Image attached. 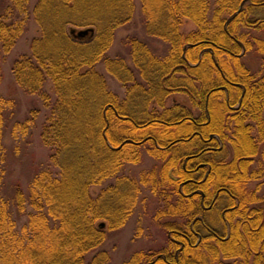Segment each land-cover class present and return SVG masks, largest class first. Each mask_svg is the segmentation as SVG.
I'll return each mask as SVG.
<instances>
[{"label":"trees","instance_id":"1","mask_svg":"<svg viewBox=\"0 0 264 264\" xmlns=\"http://www.w3.org/2000/svg\"><path fill=\"white\" fill-rule=\"evenodd\" d=\"M140 2L146 32L170 48L159 58L132 38L138 80L124 60L106 57L115 30L132 17L134 0H36L32 8L29 0H0V82L2 56L25 31L30 15L38 27L30 54L14 60L12 73L48 109L40 135L55 169L37 170L24 192L19 186L5 190V132L15 141L24 138L40 111L32 108L19 119L17 102L0 95V264H109L104 251L86 261L104 238L96 221L112 227L122 222L140 185L121 176L95 197L89 187L115 175L124 162L137 163L143 143L164 161L160 181L172 185L177 196L158 215L184 220L172 227L168 248L135 255L140 264H224L221 255L264 264V213L249 208L264 197V189L256 194L264 183V147L258 166L248 171L264 142V74L258 78L240 61L253 44L264 56V39L242 30L251 22L249 14L263 17L264 25V0ZM183 18L196 30L184 35ZM88 28L82 37L72 33ZM99 62L125 85L122 99L108 89L95 68ZM173 93L190 94L200 114L184 105L165 107ZM152 100L161 112L149 109ZM226 140L234 150L229 162ZM180 142H189L182 152L176 147ZM253 180L261 183L248 190Z\"/></svg>","mask_w":264,"mask_h":264},{"label":"rangeland","instance_id":"2","mask_svg":"<svg viewBox=\"0 0 264 264\" xmlns=\"http://www.w3.org/2000/svg\"><path fill=\"white\" fill-rule=\"evenodd\" d=\"M35 2L36 0H29L30 8L33 7ZM211 8H214V4H211ZM247 17L251 22L246 23L242 30L254 39H264L263 17L260 18L254 14H249ZM145 20L140 0H134L131 19L117 27L114 40L106 52L107 58L119 57L124 60L129 67L133 69V73L138 80H140V76L130 55L131 39L133 38V40L145 44L147 48L159 58H163L170 48L167 41L146 32ZM195 30L196 25L191 19H182L180 31L184 35ZM38 34L39 31L37 24L30 15L26 22L25 31L16 40L14 46L2 56L1 60L2 78L0 82V95L12 97L15 102H17L15 116L19 119L25 118V116L29 114V110L32 108L40 111L37 115L36 123L30 127L24 138L15 141L10 136L9 130H6L5 132L6 191L13 186H19L23 192L26 191L27 185L31 182L32 176L39 169L48 167L55 171L53 167L48 165H52L49 159L50 150L45 144H43L40 135L41 125L48 109L43 105V100L40 95L37 93L31 94L25 92L17 84L12 73L14 60L23 54H30L31 40ZM255 48L256 46L253 44L251 49L243 51V55H240V61L250 70V72L255 73L258 75V78H261L264 74V56L261 52L256 51ZM95 68L103 74L108 89L122 99L126 92L125 85H122L120 81L108 73L103 62L97 63ZM175 76L180 75L175 73ZM196 85L199 86V82H196ZM45 87L47 92L52 93L50 82H47ZM191 100L192 97L190 94L187 97L182 93H173L166 98L164 105L165 107H170L174 104L184 105L187 108L192 109L194 116L199 115L200 110L192 105ZM149 109L157 112L163 110V108L159 107L156 101L153 100L149 104ZM250 124L254 125V122L250 121ZM7 126H9V124H7ZM253 132L256 134V130ZM188 144L189 142H180L176 147L180 148L182 152ZM150 147L151 145L143 143L142 146H140L141 155L137 163L124 162L115 175L109 176L98 184L90 185L89 192L92 197H95L102 191V189L104 190L110 184L115 183L118 177L128 176L129 178H132V180L134 179L137 181L138 185H140V193L138 194L134 207H132L126 218H124L122 222H119L118 225L112 227L109 226V223L106 220L99 219L96 221V224L99 226H101L102 223L100 228L104 231V238L102 243L96 249L87 253L86 261H88L96 251H104L108 255L109 264H140L142 263L140 262L141 260L136 259L137 257H135V255L147 252L155 253L164 248H168L172 227L182 224L184 218L179 215H158L161 214V211H165L169 208L170 202L176 203L177 196L171 190L173 188L172 185L160 181L158 172L164 161L152 156L148 152ZM263 147L264 142L260 143L259 150L252 158L248 171L258 166L257 163L261 159V151ZM190 148L196 150L197 146L193 145L190 146ZM233 152L234 150L231 143L228 140L224 141V153L226 154L225 161L229 162L232 159ZM152 171H154L155 177V185H153L154 190L151 187L153 184ZM256 182L257 180L250 181V184L248 183L247 185L248 190L254 189L258 183H261ZM263 189L264 183L262 182V185H260V189L257 190L256 194H262ZM170 190V197L166 199V195H168V191ZM255 204L256 205H250L249 208L257 206L260 207L264 213V197ZM26 208L27 210H30V207L27 205ZM24 220L25 216L23 215L21 216V221L24 222ZM213 223L215 226L222 228V225L216 223V221H213ZM219 257L220 261L224 264H244L239 262L240 258H225L222 255Z\"/></svg>","mask_w":264,"mask_h":264},{"label":"water","instance_id":"3","mask_svg":"<svg viewBox=\"0 0 264 264\" xmlns=\"http://www.w3.org/2000/svg\"><path fill=\"white\" fill-rule=\"evenodd\" d=\"M88 31H91V28L80 29V30H77L76 32L74 30H72V33H74L77 37H82V36L86 35L88 33ZM101 226H102V223H101Z\"/></svg>","mask_w":264,"mask_h":264}]
</instances>
